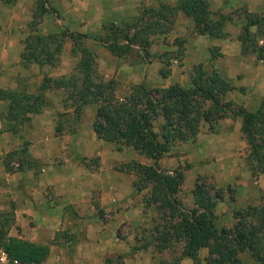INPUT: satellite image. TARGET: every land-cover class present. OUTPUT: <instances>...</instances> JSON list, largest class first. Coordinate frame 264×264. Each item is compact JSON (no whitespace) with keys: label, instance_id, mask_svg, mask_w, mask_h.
I'll return each mask as SVG.
<instances>
[{"label":"trees","instance_id":"obj_1","mask_svg":"<svg viewBox=\"0 0 264 264\" xmlns=\"http://www.w3.org/2000/svg\"><path fill=\"white\" fill-rule=\"evenodd\" d=\"M0 1L5 4L15 2ZM36 3L42 7L45 0H36ZM39 10L32 13L31 20H36L33 21L35 23L39 22L43 12V9ZM176 13L191 21L194 33L209 38L223 37V25L231 20L230 15L211 11L209 0H174L172 4L159 3L157 7L143 9V17L138 18L131 33L127 29L120 37L113 33L110 38L95 39L117 57L128 53L133 46L148 57L151 55L150 37L167 31L172 23L170 17ZM242 16L244 21L237 34L240 53H253L255 57L264 59V16L246 10ZM251 27L255 29L251 30ZM64 36L71 39L70 53L78 56L68 72L58 76L42 74L33 91L0 88V100L6 104L5 111L0 113L3 130L21 138L20 147L2 157L5 171L37 164L27 151L28 142L22 138V131L30 115L49 105L45 93L60 90L61 107L70 111L61 112V119L54 120L55 135L63 134L64 129L73 133L71 125L79 121L82 108L93 104L91 129L98 139L113 143L117 151L128 147L150 160L149 163L131 160L117 167L119 171L133 174V191L140 192L146 188L143 206L154 210L150 223L137 227L138 233L133 235L129 252L150 249L157 257V264H181L183 258H190L193 264H197V250L205 247V264H241L238 258L241 251H246L256 264H264V195L257 204L233 209L230 226L215 228L214 209L221 199L219 190L211 192L208 186L195 182L190 190L192 205L185 206L177 195L181 171L173 169L168 173L156 165L157 159L169 154L175 145L193 141L203 124L209 132L215 133L219 121L229 118L239 120V130L246 145L243 163L250 176L264 173V102L249 111L228 98L235 86L210 65L219 56L217 48L208 50V68L204 63L190 68L186 84L171 82L149 88L139 82L128 85L122 92H118L116 80L104 79L96 71L95 53L77 42L79 38L87 39L86 34L62 30L40 34L33 27L21 40L19 64L54 65ZM183 41L174 39L172 57L181 58ZM169 72L168 62L161 59L158 75L166 78ZM64 114L68 116L62 119ZM13 156L18 162L15 168L9 165ZM12 222V214L0 211V249L6 254V264H37L44 260L49 252V243L10 236L8 230ZM169 248L171 255L159 256ZM105 264H109L108 259H105Z\"/></svg>","mask_w":264,"mask_h":264},{"label":"crops","instance_id":"obj_2","mask_svg":"<svg viewBox=\"0 0 264 264\" xmlns=\"http://www.w3.org/2000/svg\"><path fill=\"white\" fill-rule=\"evenodd\" d=\"M125 1L45 0V6L53 8L49 13L42 15L37 25V32L47 34L59 31L61 28L68 33L85 34L98 31L101 23L126 16L128 2ZM32 3L33 0H15L11 7L5 8V15H0V88H5L8 83V86L13 88L17 83L9 80L16 75L25 74L24 67L19 65L20 41L23 38L20 30L31 17V11L27 7ZM238 6H242L248 12L264 16V0H209L211 11L225 14ZM242 23L241 17L232 18L225 23L224 37L206 38L203 35H196L195 39L187 40L185 59L191 64L204 61L208 59L209 48L216 47L219 56L211 61L212 67L226 76L235 87H240V90L233 89L229 92L228 98L252 111L260 102H264V59L255 57L253 53H240L239 42L235 36L232 37L230 27L233 24L240 27ZM250 29L254 30L255 27ZM65 41L54 65L36 64L35 69L53 76L69 71L78 56H71L69 51L71 41L69 38ZM258 42L260 43L261 40L259 39ZM182 47L184 49V45ZM170 48H175V45L170 44ZM97 54L99 55L98 51ZM124 89L125 86L122 91ZM56 94L58 96L52 100L46 92L48 101L50 99L52 101V104H49L51 106L47 105L39 113L30 115L31 126L23 137L28 142V153L39 163V168H34V165H23L21 170L8 173L0 162V179H2L0 185H3L4 190L9 191L16 179H21L26 186V195H20V200L16 203L18 206L14 208L15 222H18L20 231L18 236L35 243H49L47 257L37 264H105V259L109 260V264H156V257L148 249L129 252L132 239L128 237L119 239L115 233L121 222L125 220L130 223L133 220L135 211H138L136 220L141 218L145 221L150 214L154 215V210L152 207H144L143 203L142 206L138 204L121 207V203L118 202L126 199L127 204L131 200L129 193L133 192V186L121 173L122 171L117 172L119 170L112 169V166L124 161L120 162L117 159L116 154L120 152L115 149L108 151L107 148L113 149L111 147L113 143L98 139L91 129L95 109L93 104L82 108L81 129L76 128L75 125L74 132L69 133L75 135L76 141L79 140V144L72 143L76 153L79 155L78 150L81 149L82 157L96 155L98 168L93 172H87L83 164L67 158L59 161L64 145L53 139L48 140V136L50 137L51 134L52 138L59 137L53 130L56 113L59 110L67 112L70 109L63 110L60 105V90H56ZM86 120L89 121L87 130L84 129V124L87 125ZM230 124H233V128H230ZM239 124L238 119L225 118L219 121L215 133L207 132V136L203 139L197 137V157L200 159L206 157L209 160L207 172L214 187L224 189L214 209L215 228L230 226L233 223V209L257 204L264 195V173L251 177L243 163L246 145ZM67 132L64 129L61 135ZM199 132H206L205 124L200 127ZM1 133V138L5 139L6 136L11 143L14 134ZM14 148L15 146L11 145L6 147L4 152ZM108 152L109 156L113 154V158L107 162ZM15 164L17 166L18 162L16 161ZM111 169L112 172L108 171ZM93 201H96L95 204L101 208L100 210H108L111 213L106 222H102L96 216V219L91 221L93 224H86L84 217H81L85 212L95 213L96 207L92 204ZM184 205L191 206L192 200L190 204L184 203ZM67 208L74 211L75 219L80 222L79 228L69 219L64 220L62 214L70 211ZM81 228L86 229L85 237L82 239L77 235V231H81ZM64 230L68 232L67 238H58L57 232L61 233ZM106 234L110 236L108 240L103 237ZM206 255L207 249L199 248L197 264H205ZM238 258L241 264H256L246 251L239 252ZM181 264H193V262L190 258H183Z\"/></svg>","mask_w":264,"mask_h":264},{"label":"rangeland","instance_id":"obj_3","mask_svg":"<svg viewBox=\"0 0 264 264\" xmlns=\"http://www.w3.org/2000/svg\"><path fill=\"white\" fill-rule=\"evenodd\" d=\"M122 1H124V0H122ZM125 2H128L127 3L128 9L126 10V16L125 17L121 16V17H118L117 19H115L114 21L111 20V21H108L105 23H101L100 29L98 31L85 33L88 36L87 39H85V38L84 39L83 38L77 39L78 43L86 46L88 49H90L91 51H93L95 53L96 71L104 79L112 78L119 83L118 92H122V89L124 86L127 87L130 84L139 83V82L144 83L149 88L158 87V86H165L171 82H179V83L185 84L187 81V78H188V74L190 72V68L194 64L204 63V67L208 68L209 63H208L207 59L204 61L202 60L200 62H196V63H192V64H191V62L188 63V61L185 59V55H186L185 44L187 43V40L190 41L191 39H195L196 35H199V34H196L193 32L191 21L187 17L183 16L181 13H176L170 17L172 19V23H171L170 28L167 31L155 33L150 37V39H151L150 46H149V52L151 54L150 56L144 57L142 55V53L137 49L136 46H133L132 50H130L128 53H126L125 55H122L120 57H117V56L113 55L111 52H109V50L103 46L101 41L95 39V37L110 38L113 36V33L116 34L115 35L116 37H120V35L123 32H125V30H127V29L129 31V33H131V31H132L131 28L133 27V25H135L137 23L138 18H140L141 16L143 17V14H142L143 9H146V8L148 9L149 7H157L159 3L172 4L174 2V0H126ZM12 4H5V3L0 1V15L2 14V16H4L5 15V11H4L5 8L11 7L10 5H12ZM27 8H29L31 11V17H32V13L36 14V13H38V11H40L39 9H43L42 10L43 12L39 18V21H40L42 15L45 13H49L53 7L45 6V4H43V6L40 7L39 4L36 3V0H33V3L31 4V6H28ZM244 10L245 9L242 6H238V7H235L234 9H231L226 15H230L231 19L241 17L242 20L244 21L243 16H242V12ZM223 14H225V13H223ZM31 17L24 24V26H22V29L20 30L21 34H23V38L28 34L29 30L33 27L37 31V25L39 22L38 23L33 22L36 20H31ZM36 17H37V15H36ZM225 23H227V22H225ZM31 25H33V26L31 27ZM236 27L237 26L233 24V26L230 27V31H231L232 37L235 36V38L237 39V34L239 33L240 27H237V29H236ZM60 30L65 31L62 28L59 29V31ZM55 32H58V30ZM205 37L209 38L207 36H205ZM176 38H180V39L184 40L182 43V45H184V49L182 48L181 58H179V59L172 57L175 48H173V49L170 48V44L172 45L174 43V39H176ZM66 39H68L67 36H64L63 41H62V46L66 42L65 41ZM69 40L71 41V39H69ZM71 46H72V43H71ZM97 51L99 52V55L97 54ZM72 55L75 56L76 54H71V56ZM161 59L163 61L168 62V67H169L170 72L166 78H161L157 73V70L160 66V60ZM183 59H185V60H183ZM183 64H184V66H183ZM19 65H21V64H19ZM210 65L212 66V63ZM35 66H36V64H29L27 66H22V67H24L23 70H24L25 74L22 76L16 75L15 77L12 78V80H9L10 82L15 81L17 83L16 86H14L13 88H25L28 91L35 90L36 86L38 85V83L41 80L42 74L48 75V72L36 70ZM219 73L221 74V72H219ZM50 76H53V75H50ZM224 77L227 80H229L226 76H224ZM8 84L6 85L5 88L13 89V88H10L8 86ZM235 89L238 90V87H235ZM47 93L49 94L48 97H50L52 100H53V98H56L58 96L56 94V90H49ZM45 95H46V93H45ZM51 99L49 101V104L50 103L52 104ZM49 106H51V105H49ZM5 107H6L5 102L0 101V113L5 111ZM60 113H61L60 110L56 113V114H58V117L55 116L56 120L61 119V116L59 115ZM82 115L83 114L81 113V116H80L78 123L71 125V127H73V129H75V125H77L76 128L78 127L81 129ZM66 116H68V114H64V116H62V119ZM85 122L87 123V125L85 126V124H84V129L86 128V130H87L88 125H89V121L86 120ZM30 126H31V121L29 120L27 122V124L25 125V128L23 129L22 138L24 137L25 131H27ZM230 128H233V124H230ZM1 132H8V131L3 130V125L0 122V162L2 164V157L5 155V153L12 151V150H15V149H18L20 147L21 138L18 137L17 135H13L12 140L10 141L11 143H9L6 136H5V139L1 138L2 137ZM207 132H209V131L206 129V132H199L200 134L197 133L193 141H188V142H185V143H182L179 145H175L174 147L171 148L169 154L160 157L159 158L160 160L157 159V161H156V165L160 169H163L168 173H171V171L173 169L181 171L182 179L180 182V187H179V191H178L177 195H178L179 200L183 204L184 203L190 204V202L192 200L190 190L193 187L195 182H198V183H201L203 185L208 186L209 188H211V190H210L211 192H213L215 190H217V191L219 190V193L221 195H222V192H224V189L214 187L212 180L210 179V177L208 175L207 164H208L209 160L206 157H201V159H200L196 155V149L198 146L197 145V137H199V139H203L205 136H207ZM58 136L59 137H57V138L56 137L52 138V136L50 134V137L48 136V140L51 141L53 139L54 141H57L59 144L64 145L59 161L63 160V158H67V159H70L71 161H75L79 164H83V166H84L83 168H85L87 170V172H93L95 169L98 168L99 162H98V157L96 155L92 154L91 156L82 157L80 155L81 149L78 150V152H80L79 155L76 153L75 146H72V143L73 144H74V142L78 143L79 140L76 141L77 139H76L75 135L67 132L64 135H58ZM85 136L86 135H84V137ZM23 139H25V138H23ZM3 143H5V144H3ZM204 144L205 143H203V145ZM11 145H14L15 148L12 150H8V151L4 152L5 148L9 147ZM111 147L113 149L107 148V150L113 151L115 149L114 144H112ZM101 150H102V148H101ZM119 152L120 153H118L116 155L118 157L117 159H119L120 162H122L123 160L125 162L131 161V160H135V161H138L141 163H149L150 162V160H148V159L142 157L141 155L133 152V150L128 148V147L123 148ZM109 154L110 153L108 152V154H107L108 157L106 158L107 162L113 158V156H112L113 154H111V156H109ZM158 160L160 162H158ZM15 163H16V157L13 156L9 165L11 167L15 168L16 167ZM118 164H119V162L116 165L112 166V169L114 171L118 170L117 169ZM34 168L38 169L39 163L35 164ZM112 169L108 170V171L112 172ZM13 171H15V169H13L12 171L6 170V172H8V173H11ZM117 172H120V171H117ZM121 173H123L125 178L128 181H130V183L132 184V182L134 180L133 174L129 173V172L128 173L123 172V171ZM1 180L2 179H0V184L2 183ZM12 181H14V179H12ZM16 181H18V182H16ZM14 182L15 183L13 184V186L11 187V189L9 191L4 190V187H2L3 185H0V211H5L9 214H12V216H13V222L9 227L8 234L10 236H13V237L24 239V238H21L18 236L20 231H19L18 222H15L14 208L16 206H18L16 203L18 202V200H20L19 198L21 196L26 195V193H25L26 186L21 181V179H16ZM122 184H125V182H122ZM145 192H146V188L142 189L140 192L133 191L132 193H129V195H131V200L129 202H127V204L125 202L126 199H122L123 201L118 200V202L121 203L120 204L121 207H126V205L127 206L128 205L135 206L138 204H141V206H142V200H143L142 197H143V194ZM95 202L96 201L92 202V204L96 207L95 208L96 211L94 214H89L87 212H85L84 214H81V217H84V219L86 220L85 221L86 224H90V223L93 224V222H91V221L95 220L96 216H97V219L101 220L102 222H106L107 219L109 218V215L111 214L108 210H104V209L100 210L101 208H98V206L95 204ZM67 209H69L70 211H67V212L62 214L64 220L66 219V221H67V219H69L75 225V227L79 228L80 222L78 221V219H75L74 211L70 208H67ZM137 216H138V211H135L134 212V218L130 223H127L124 220L123 222H121L119 224V226L117 227L116 232H115L119 239H127V237H128V239H133V235H136L138 233L137 227L140 225L149 224L151 218L153 217V215L150 214L148 216L147 220L142 221L141 218L136 220V218H138ZM81 222H82V220H81ZM73 224H72V226H73ZM90 226L94 227L95 225H90ZM85 232H86V229L81 228V231H77L78 237H81V239L84 238ZM57 233H58L57 234L58 238L63 239V238H67V236H68V232L66 230L62 231L61 233L60 232H57ZM103 237L106 238L107 240L110 238V236L107 234L104 235ZM25 240H27V239H25ZM148 250L152 254V251L150 249H148ZM171 254H172L171 249L169 248V249L165 250V252H163L159 256L167 257L168 255H171ZM153 255H155V254H153ZM156 256H158V255L156 254ZM155 262L157 264V257L155 258Z\"/></svg>","mask_w":264,"mask_h":264},{"label":"built area","instance_id":"obj_4","mask_svg":"<svg viewBox=\"0 0 264 264\" xmlns=\"http://www.w3.org/2000/svg\"><path fill=\"white\" fill-rule=\"evenodd\" d=\"M12 262L14 263L16 261L13 260ZM6 263H7L6 254L3 250L0 249V264H6Z\"/></svg>","mask_w":264,"mask_h":264}]
</instances>
